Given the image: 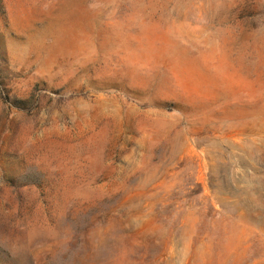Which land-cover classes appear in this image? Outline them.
<instances>
[{"label": "rangeland", "instance_id": "rangeland-1", "mask_svg": "<svg viewBox=\"0 0 264 264\" xmlns=\"http://www.w3.org/2000/svg\"><path fill=\"white\" fill-rule=\"evenodd\" d=\"M0 264H264V0H0Z\"/></svg>", "mask_w": 264, "mask_h": 264}]
</instances>
